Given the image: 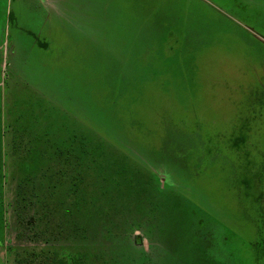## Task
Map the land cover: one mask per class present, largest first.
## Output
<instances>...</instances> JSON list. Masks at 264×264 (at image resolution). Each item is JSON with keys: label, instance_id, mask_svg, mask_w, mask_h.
<instances>
[{"label": "rangeland", "instance_id": "obj_1", "mask_svg": "<svg viewBox=\"0 0 264 264\" xmlns=\"http://www.w3.org/2000/svg\"><path fill=\"white\" fill-rule=\"evenodd\" d=\"M56 1L0 0L2 120L79 116L154 160L159 184L175 189L138 247L149 264H264V0ZM5 134L0 264H15L60 241L68 222L60 211L25 230L20 194L57 208L75 165L66 152L24 172L26 144ZM143 138L159 153L139 151Z\"/></svg>", "mask_w": 264, "mask_h": 264}, {"label": "trees", "instance_id": "obj_2", "mask_svg": "<svg viewBox=\"0 0 264 264\" xmlns=\"http://www.w3.org/2000/svg\"><path fill=\"white\" fill-rule=\"evenodd\" d=\"M0 11V33H5L2 16L6 12L4 9ZM71 118L68 121L58 116L27 119L24 115H16L12 124H6L0 112V153L5 133L12 131L14 139L26 144L24 162L20 165L24 172L39 169L45 155L51 158L66 152L75 165L74 178L67 184L66 197L53 202L58 203L57 208L40 212L26 196L20 194L22 205L16 213L20 226L25 230L40 228L44 221L47 227L49 219L55 218L60 211L67 213L68 222L58 228L61 233H67L60 241L55 240L54 244L39 251L16 253L15 264H149L148 254L138 247L142 246L143 238L150 235V231L153 233L155 217H159L158 212L164 210L167 200L172 198L167 190L175 188L169 185H164V188L159 184L161 174L152 169L154 160H142L135 154H129L132 149L125 147L127 151L123 150L94 130L84 118ZM128 121L144 127L138 119L130 118ZM122 124L126 129V124ZM94 140L98 142L94 143ZM138 140L142 144L134 142V146L146 152L147 156L159 153L158 147L149 141L144 138ZM104 142L109 146L105 147ZM112 149L118 151L113 152ZM7 155L4 156L7 158ZM83 183L86 187H82ZM93 184L98 191H94ZM141 229L144 234L134 236ZM79 233L88 234L90 238L99 236V241L71 236Z\"/></svg>", "mask_w": 264, "mask_h": 264}, {"label": "crops", "instance_id": "obj_3", "mask_svg": "<svg viewBox=\"0 0 264 264\" xmlns=\"http://www.w3.org/2000/svg\"><path fill=\"white\" fill-rule=\"evenodd\" d=\"M45 9H48L49 6H55L56 0H37ZM57 2V1H56Z\"/></svg>", "mask_w": 264, "mask_h": 264}]
</instances>
